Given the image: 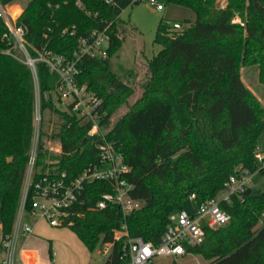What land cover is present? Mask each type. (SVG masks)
Listing matches in <instances>:
<instances>
[{
	"label": "trees",
	"instance_id": "obj_1",
	"mask_svg": "<svg viewBox=\"0 0 264 264\" xmlns=\"http://www.w3.org/2000/svg\"><path fill=\"white\" fill-rule=\"evenodd\" d=\"M11 1L1 0L4 5ZM142 1L30 0L17 19V24L27 27L31 46L40 48L47 43L51 51L68 56L73 55L81 35L108 29V58H83L80 81L102 100L101 128L130 167L123 178L135 186L132 197L142 205L131 214H125L119 203L95 209L103 194L113 192L114 187L103 180L88 182L72 210L69 227L90 252L113 244L106 264L126 262L121 260L124 239L115 240L123 226L131 237L158 244L170 215L185 209L191 195H195L196 204L204 203L223 191L238 167L253 169L254 153L264 134V106L241 77L243 67L257 65L264 85V0H227L224 8L218 0H159L190 8L196 20H188V27L179 32L159 24L155 43L161 49L148 61V81L130 105L135 89L113 72L110 59L123 45L117 33L121 13ZM236 17L242 23L235 22ZM72 27L76 35H62L63 29ZM7 30L0 20L3 238L12 232L18 210L35 100L30 68L3 53L8 48L2 39ZM37 70L41 93L52 91L57 75L43 63L37 64ZM121 71L134 76L133 71ZM125 105L128 111L113 122L117 110ZM42 111L58 117L60 130L55 135L61 152L53 155L41 142L36 162L39 175L66 173L67 179L73 180L100 163L95 146L100 136L88 135L91 124L81 123L52 99L42 101ZM221 206L231 221L218 229L206 228L204 242L188 252L202 255L208 264H264V192L254 193L249 188L242 198L234 196L231 203Z\"/></svg>",
	"mask_w": 264,
	"mask_h": 264
},
{
	"label": "built area",
	"instance_id": "obj_2",
	"mask_svg": "<svg viewBox=\"0 0 264 264\" xmlns=\"http://www.w3.org/2000/svg\"><path fill=\"white\" fill-rule=\"evenodd\" d=\"M218 2L222 8L227 4V0H218ZM147 3L158 11L165 8L159 0H147ZM78 6L81 7V3ZM18 18L19 16L14 20L9 14L8 4L4 5L0 0V20L4 21L8 28L2 37L8 44V48L3 53L21 60L30 68L35 90L33 133L22 196L12 232L2 239L1 249L5 258L0 264H25L19 257V246L23 239L34 232V226L28 221L29 218L36 221L44 220L55 228L70 227L73 223L72 210L80 201L85 183L97 180L110 182L114 187L113 192L103 194L95 209H104L109 203H119L125 214H131L128 212L126 197L135 189L134 185L123 178L124 174L130 171V167L124 162L122 154L116 150L114 144L106 139L101 128L103 115L99 112V108L102 100L89 90L87 84L80 81L82 70L79 64L83 58H108L111 42L108 29H92L86 35H81L73 55L68 56L47 49L46 45L40 48L31 46L26 38L27 27L17 24ZM235 22L242 23L239 17H236ZM170 29L180 31L183 27L180 23H174ZM61 33L76 35V29L65 28ZM45 38H48V35H45ZM29 48L35 52V55L31 54ZM38 63H43L50 73L58 77L56 87L44 94L41 93L39 83ZM50 99L58 108L74 115L81 123L91 124L89 136H100V140L95 142L100 163L88 167L73 180H68L66 173L47 172L39 175L36 169L38 153L43 141L42 101ZM50 144L49 149L61 152L59 142L57 148ZM254 162L253 169L238 167L236 174L229 177L223 191L217 197L196 204L191 211L185 208L171 214L169 225L158 244L145 241L141 237H131L126 226H123L122 230L115 234V240L124 239L121 256V260H126L124 264H154L158 257L190 254L188 248L204 242L206 228L218 229L227 225L231 221V215L222 208L221 204L231 203L234 196L242 198L250 188L254 175L264 173V152L258 148L254 153ZM190 199L195 201V195H191ZM29 200L31 207L28 210L26 205ZM112 246L113 244L105 245V250L100 253L109 254Z\"/></svg>",
	"mask_w": 264,
	"mask_h": 264
},
{
	"label": "rangeland",
	"instance_id": "obj_3",
	"mask_svg": "<svg viewBox=\"0 0 264 264\" xmlns=\"http://www.w3.org/2000/svg\"><path fill=\"white\" fill-rule=\"evenodd\" d=\"M29 1L30 0H12L9 2L8 10L11 17L12 14L14 16V14L18 12V16L20 17ZM161 2L165 7L162 11L156 10L155 7L147 3V0H143L139 4L129 6L120 15L117 33L119 37L123 39V45L120 50L111 57L110 61L113 72L135 89V93L129 99L130 105L134 104L140 97L143 92V86L148 81V61L161 49V46L155 43L159 24L162 22L171 27L174 23H180L184 29L189 25L187 23L188 19L192 20V22L196 20V15L190 8L176 3L166 4L163 1ZM79 3H81V1H77L76 5L78 6ZM81 7L83 8L82 3ZM13 19L15 20L16 18ZM45 45L47 46V43ZM121 68L125 71H133L134 76L127 77L125 73L121 71ZM259 73L260 69L257 65L243 67L241 69L243 82L255 92V95L264 106V85L260 82ZM128 107L129 106L125 105L119 108L113 116L112 121L114 122L118 117L124 115L128 111ZM43 129L44 146L53 155L59 154L60 152L58 153L55 150L49 149L50 142H52L50 146L54 148L58 147V142L60 143V140L55 135V133L60 130L59 120L56 114H51L49 111L45 112ZM54 139H56L55 142ZM258 149L264 152V134L260 138ZM250 188L254 193L264 192V173L254 175ZM195 205L196 202L189 199L185 203V208L191 211ZM64 229H69L70 231L69 227ZM54 240V250L58 252L60 250L59 245H64V247H67V251L71 256L74 257V261H86L90 257V262L88 264H105L106 257L103 255L104 252H102V254L98 252L99 250H105V245L97 247L94 252H90L86 248H82L78 251L69 243L70 240L66 237H56ZM154 264H208V261L200 254L190 253L183 256L158 257L155 259Z\"/></svg>",
	"mask_w": 264,
	"mask_h": 264
},
{
	"label": "crops",
	"instance_id": "obj_4",
	"mask_svg": "<svg viewBox=\"0 0 264 264\" xmlns=\"http://www.w3.org/2000/svg\"><path fill=\"white\" fill-rule=\"evenodd\" d=\"M190 20V19H188ZM192 22V20H190ZM245 83V82H244ZM245 85L255 94V92L245 83ZM1 207V202H0ZM34 226V232L29 237L23 239L19 246V257L25 264H88L89 258L84 261H74V257L67 251V247L59 245V251L54 250L53 243L56 237H66L69 243L78 251L87 247L79 239V237L70 229L51 227L44 220L28 219ZM0 229H1V242H0V263L4 260L5 254L1 249V243L3 239L2 223L0 217ZM88 250V249H87ZM89 251V250H88ZM104 251V250H103ZM51 252L53 253L51 257ZM99 253L101 250L98 251ZM28 254V255H27ZM102 254V253H101ZM106 257V261L110 255L103 254Z\"/></svg>",
	"mask_w": 264,
	"mask_h": 264
},
{
	"label": "bare ground",
	"instance_id": "obj_5",
	"mask_svg": "<svg viewBox=\"0 0 264 264\" xmlns=\"http://www.w3.org/2000/svg\"><path fill=\"white\" fill-rule=\"evenodd\" d=\"M18 15H19V12L14 14V16L12 14V17L13 18H17L16 16H18ZM126 201H127L128 205H129V210H128L129 213L139 209L141 207V205H142L141 201H139L137 199H134L132 197V194L126 197Z\"/></svg>",
	"mask_w": 264,
	"mask_h": 264
}]
</instances>
